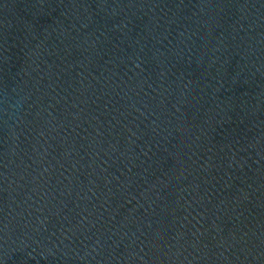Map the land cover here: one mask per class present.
I'll return each instance as SVG.
<instances>
[{
  "label": "water",
  "instance_id": "water-1",
  "mask_svg": "<svg viewBox=\"0 0 264 264\" xmlns=\"http://www.w3.org/2000/svg\"><path fill=\"white\" fill-rule=\"evenodd\" d=\"M0 264H264V0H0Z\"/></svg>",
  "mask_w": 264,
  "mask_h": 264
}]
</instances>
